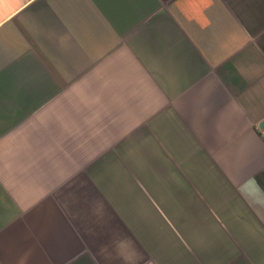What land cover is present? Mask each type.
<instances>
[{
    "label": "crops",
    "instance_id": "1",
    "mask_svg": "<svg viewBox=\"0 0 264 264\" xmlns=\"http://www.w3.org/2000/svg\"><path fill=\"white\" fill-rule=\"evenodd\" d=\"M70 88L130 121L112 134L170 211L123 216L157 259L71 219ZM263 123L264 0H0V264H264Z\"/></svg>",
    "mask_w": 264,
    "mask_h": 264
},
{
    "label": "rangeland",
    "instance_id": "2",
    "mask_svg": "<svg viewBox=\"0 0 264 264\" xmlns=\"http://www.w3.org/2000/svg\"><path fill=\"white\" fill-rule=\"evenodd\" d=\"M69 91L72 96L85 100V103L71 104L72 109L80 108L85 114L84 120H70V127L74 126L75 128L72 129L73 133L70 135V180L68 185H65V189L68 187L71 219L98 218L100 213L104 225L109 220L114 221L113 219L118 218L117 223L114 221L118 227V248L124 253L129 249L131 251V255L125 256V259H157L144 252L140 244L137 245L138 234L123 216L126 214L125 211L138 208V205L135 204L138 199L143 202V207L149 209L150 212H157L164 218L166 212L170 211L164 200H159L153 193L147 177L139 175L137 166L141 165V161H139L141 153L123 151V140L116 142L121 137L112 134L113 129H120L130 121L96 120L95 117L100 107L92 102L93 91L86 90L80 95L78 89L70 88ZM82 126L85 128V133L78 134V128ZM146 174L149 177V172ZM119 182L129 189L131 188L133 193L130 197L127 196V193L119 191L121 189V186L117 185ZM58 191H61V186ZM129 194L131 193L129 192ZM139 208L141 207L139 206ZM111 211L117 212L118 215L115 217L114 214L111 217L109 214ZM169 217L172 218V214ZM129 240L132 241V244ZM5 251L3 259L12 263L15 259H35L34 254L36 253L29 248L6 249ZM60 263V260L56 259L53 264Z\"/></svg>",
    "mask_w": 264,
    "mask_h": 264
},
{
    "label": "water",
    "instance_id": "3",
    "mask_svg": "<svg viewBox=\"0 0 264 264\" xmlns=\"http://www.w3.org/2000/svg\"><path fill=\"white\" fill-rule=\"evenodd\" d=\"M262 126H264V123H263V125Z\"/></svg>",
    "mask_w": 264,
    "mask_h": 264
}]
</instances>
